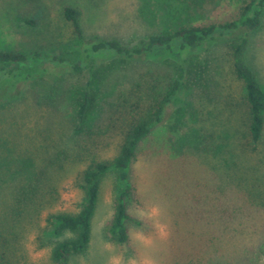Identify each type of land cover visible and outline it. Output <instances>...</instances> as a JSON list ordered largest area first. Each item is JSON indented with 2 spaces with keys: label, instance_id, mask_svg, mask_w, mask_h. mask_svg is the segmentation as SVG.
Segmentation results:
<instances>
[{
  "label": "rangeland",
  "instance_id": "obj_1",
  "mask_svg": "<svg viewBox=\"0 0 264 264\" xmlns=\"http://www.w3.org/2000/svg\"><path fill=\"white\" fill-rule=\"evenodd\" d=\"M244 1L0 0V49L67 61L0 64L18 77L0 84V264H264V132L249 143L244 87L220 42L195 49L203 85L183 83L138 148L128 205L140 223H128L129 240L108 233L120 191L111 170L101 182L89 245L61 263L52 259L56 242L72 233L55 234L51 214L80 210L83 171L118 154L130 122L168 90L178 62L160 50L129 60L125 71L118 57L92 58L74 71L69 62L82 59V47L65 7L81 11L86 39L135 46L181 25L232 20ZM208 46L216 59L207 61ZM247 59L264 87V16ZM43 69L58 73L51 78ZM86 92L90 116L80 123ZM30 191L36 203L19 207L16 197Z\"/></svg>",
  "mask_w": 264,
  "mask_h": 264
},
{
  "label": "trees",
  "instance_id": "obj_2",
  "mask_svg": "<svg viewBox=\"0 0 264 264\" xmlns=\"http://www.w3.org/2000/svg\"><path fill=\"white\" fill-rule=\"evenodd\" d=\"M81 16V11L74 6H66L64 9V17L72 23L82 47V59L69 62V67L72 70L82 71L84 64L91 61L92 58L118 57L123 63L122 70L125 71L131 68L130 63L136 59L141 60L153 52L164 50L177 58L178 62L174 66L177 74L162 97L149 106L150 111L144 112L130 122L118 154L109 161H93L83 171L81 187L84 190V198L80 210L75 213L51 214L50 222L55 234L72 233L71 236L57 241L52 248V259L58 263L65 261L70 255L83 252L89 245L101 182L111 170L118 171L120 191L116 198L114 216L108 227L109 235L115 241L125 243L129 240L128 223L130 221L140 223L129 211L128 205L135 192V186L131 179L132 164L141 142L163 121L167 106L177 96L182 84L184 83L190 89L193 85H203L205 76L199 70L201 71L205 67L193 58L196 48L207 46L209 42L222 44L233 74L244 87L249 143L251 145L258 144L264 132V87L247 59L251 36L263 22L264 0H245L239 14L232 20L201 25H181L168 32L151 34L147 38L141 39L140 43L135 46H128L118 39L96 37L86 39ZM21 21L28 25L36 22L33 18L28 17H23ZM206 49H210L207 61L212 54L213 56L218 55V52L215 53L209 46ZM214 57L216 59L217 56ZM36 58L48 59L55 64L67 62L59 55L51 56L41 51L28 54L23 51L0 49V64H24ZM115 67L118 66L114 60L108 67L110 73ZM42 73L53 78L58 72L57 70L43 69ZM17 78L12 69L0 66L1 85L8 86ZM91 104V94L86 92L77 111L80 123H85L89 119ZM33 197H36L35 192L22 193L21 197H16L15 203L19 207L21 202L26 200L35 204L36 201L32 199Z\"/></svg>",
  "mask_w": 264,
  "mask_h": 264
}]
</instances>
